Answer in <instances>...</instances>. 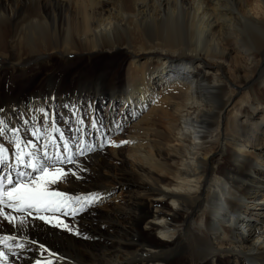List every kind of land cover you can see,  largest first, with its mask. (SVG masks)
I'll return each mask as SVG.
<instances>
[{
	"label": "bare ground",
	"instance_id": "1",
	"mask_svg": "<svg viewBox=\"0 0 264 264\" xmlns=\"http://www.w3.org/2000/svg\"><path fill=\"white\" fill-rule=\"evenodd\" d=\"M35 63L48 85L24 93ZM4 71L0 119L25 141L41 128L50 150L62 133L95 149L77 162L103 156L58 187L101 194L81 212L101 217L94 233L29 220L37 244L20 263L4 249L10 264H64L61 251L78 264H264V0H0Z\"/></svg>",
	"mask_w": 264,
	"mask_h": 264
},
{
	"label": "snow or ice",
	"instance_id": "2",
	"mask_svg": "<svg viewBox=\"0 0 264 264\" xmlns=\"http://www.w3.org/2000/svg\"><path fill=\"white\" fill-rule=\"evenodd\" d=\"M4 111L0 108V113ZM23 123L25 126L28 124L27 118H23ZM78 123L84 124V121L81 119ZM52 125L53 132H59L54 117ZM92 127H96L95 121H92ZM29 132L33 139L25 141L19 128L11 127L6 120L0 119V141H4L0 142V168L4 169L0 171V223L6 222L9 226L6 234H0V245L4 246L0 249V264H9L4 249L13 257L25 250V244L17 243L16 240L19 236L28 241L25 229L29 227V220L34 222L38 219L80 235L65 224L60 215L75 216L102 199L99 192L70 194L68 190H56L61 183H66L72 177L80 179L78 173L87 171L76 160L78 156H85L87 152L95 150L91 144L80 141L79 145H74L72 141L76 139L75 136L68 138L61 133L58 140L52 137L50 150L48 143H35L43 137L45 130L33 128ZM111 143L117 146L115 141ZM119 143L124 144L126 141ZM66 165H74L76 170ZM28 242L37 244L35 240ZM39 248L49 251L44 244H39ZM35 264L41 262L37 260Z\"/></svg>",
	"mask_w": 264,
	"mask_h": 264
},
{
	"label": "rangeland",
	"instance_id": "3",
	"mask_svg": "<svg viewBox=\"0 0 264 264\" xmlns=\"http://www.w3.org/2000/svg\"><path fill=\"white\" fill-rule=\"evenodd\" d=\"M108 51H103L100 53V56H98L92 63L89 67V69H95L99 64L103 63V62H107V57H108ZM178 54V53H177ZM175 54V55H177ZM179 55V54H178ZM176 56L173 55L172 58H174ZM38 61V60H37ZM38 63V62H37ZM33 64L31 66V69L33 72H30V70L28 72H25L26 74H24V77H22V83L19 85V88L21 89L22 92L26 93L27 90H34V89H45V87H43L42 85L40 84H43L44 86H47L48 84L46 82H41L39 83V80L42 79L45 75V73L47 72H50V70L47 69L46 66H40V64ZM61 63V62H60ZM67 65H72V66H69V67H65L68 69V73L66 74V78L64 80L61 81V83L65 86V87H68L70 88V86L73 85V83L76 81V74L74 72V70H76V68H78L79 66H84L85 63H84V60H80V61H77V62H72V63H69ZM39 67V68H38ZM43 68V69H42ZM7 70V69H5ZM66 70V69H65ZM31 74V75H30ZM1 77H7V71H4L3 74L1 73L0 74ZM17 78V76H16ZM11 78H8V81H11V82H14L15 80H13ZM70 85V86H69ZM26 91V92H25ZM101 152V151H99ZM99 152H93L91 154H88L87 158L83 161H81L79 164H81L82 167L86 168L87 171L91 170L92 169V165L90 164V162L88 164H86V160H90L93 156H95V158H98V159H101L103 156L97 154ZM91 157H90V156ZM90 165V166H89ZM66 167H72L73 170L75 171V167L74 165H66ZM58 190V188L56 189ZM84 219H83V218ZM60 219H62L64 221L65 224L69 225V227L73 228L74 231H78L80 233V235H74L73 236L78 239V241L80 240H86L88 238V234L91 233L90 230L92 231V233H94V230H95V224L97 225L98 224V220L101 219V217L97 216L96 214H81V212H79L76 216H63V215H60ZM91 227V228H90ZM240 228L243 229V224L240 226ZM87 237V238H85ZM91 236L89 235V238ZM23 243L25 245H27V241L23 240ZM1 248H4V246L0 245V249ZM51 251V250H50ZM47 253V252H46ZM60 253V255H59ZM57 252V256L60 257H63L62 262L64 264H78L80 261L76 259V257L74 255H71L70 253L68 252H65V251H61V252ZM48 255H51L48 253ZM13 257V256H12ZM14 258V261H20L19 259V256L17 257H13ZM17 259V260H16ZM75 260V261H74ZM65 261V262H64ZM11 262H9L10 264ZM20 263V262H19Z\"/></svg>",
	"mask_w": 264,
	"mask_h": 264
}]
</instances>
